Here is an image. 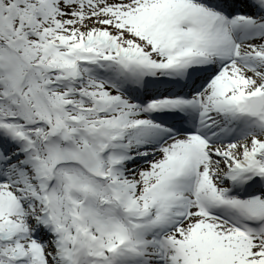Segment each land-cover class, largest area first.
<instances>
[{"label":"snow or ice","instance_id":"6c2138e0","mask_svg":"<svg viewBox=\"0 0 264 264\" xmlns=\"http://www.w3.org/2000/svg\"><path fill=\"white\" fill-rule=\"evenodd\" d=\"M0 264H264V0H0Z\"/></svg>","mask_w":264,"mask_h":264}]
</instances>
